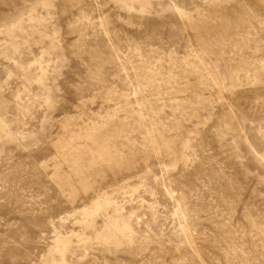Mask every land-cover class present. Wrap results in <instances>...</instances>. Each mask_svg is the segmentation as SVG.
<instances>
[{
    "label": "rangeland",
    "instance_id": "rangeland-1",
    "mask_svg": "<svg viewBox=\"0 0 264 264\" xmlns=\"http://www.w3.org/2000/svg\"><path fill=\"white\" fill-rule=\"evenodd\" d=\"M0 264H264V0H0Z\"/></svg>",
    "mask_w": 264,
    "mask_h": 264
}]
</instances>
